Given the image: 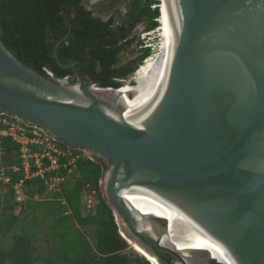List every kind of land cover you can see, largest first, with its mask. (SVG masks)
I'll return each mask as SVG.
<instances>
[{"label":"water","instance_id":"95a60500","mask_svg":"<svg viewBox=\"0 0 264 264\" xmlns=\"http://www.w3.org/2000/svg\"><path fill=\"white\" fill-rule=\"evenodd\" d=\"M166 3L171 56L152 104L123 100L132 74L100 88L55 51L75 82L54 80L0 40V114L100 164L118 234L156 264H264V0Z\"/></svg>","mask_w":264,"mask_h":264},{"label":"trees","instance_id":"16d2710c","mask_svg":"<svg viewBox=\"0 0 264 264\" xmlns=\"http://www.w3.org/2000/svg\"><path fill=\"white\" fill-rule=\"evenodd\" d=\"M152 5L151 0H133L128 19L122 25L115 26L113 17L106 21L95 17L83 6L82 0H0V40L16 59L44 77H48V71L53 74L54 80L66 78L69 83L75 82L70 69L58 66L54 58L56 51L58 61L62 64H75V68L88 83H94L100 88L117 89L121 86L120 81L127 79L138 67L122 64L120 56L134 43L131 36L133 29L142 16H146L149 29L156 26L159 11L157 8L151 9ZM148 55L149 50H144L142 59ZM20 147L11 137L0 139V167L4 165L3 173L10 178L6 184L4 216L11 210L8 203L15 200L14 187L19 181L22 180L23 190L28 196L44 197L48 191V186L39 176L24 178L19 158ZM31 149L33 152L40 151L35 146H31ZM69 159L58 157L59 168L45 173L46 178L62 179L60 192L53 197L65 200L72 221L68 222V218L56 221L62 228L61 235L69 233L67 230L74 224L80 227L95 225L98 257L91 263L83 261L81 264H131L123 254L129 244L118 234L112 211L101 196L98 184L101 165L85 158L75 162L72 168ZM43 164L48 167V159H44ZM13 166L19 168L18 172H13ZM35 170L32 167L31 172ZM83 192L96 195L98 204L94 214L82 215L80 197ZM7 216L8 220H0V232L3 229L7 232L11 227L12 215ZM63 238L60 237V240ZM60 240L58 238L59 243ZM28 250L29 241L26 238L15 241L10 249L0 247V264H31ZM79 253L83 259L80 249ZM75 261L73 264H78L80 259ZM138 264L149 263L141 259Z\"/></svg>","mask_w":264,"mask_h":264},{"label":"rangeland","instance_id":"374dc122","mask_svg":"<svg viewBox=\"0 0 264 264\" xmlns=\"http://www.w3.org/2000/svg\"><path fill=\"white\" fill-rule=\"evenodd\" d=\"M132 1L133 0H82V4L85 8H87L88 10H90L93 15L95 17H100L102 18L104 21L108 20L109 18L113 17L114 18V25L115 26H120L122 25L127 19L128 16L131 12V6H132ZM143 2H146L148 0H142ZM153 2V5L151 6V9H155L157 8L158 11L160 10V6H161V0H151ZM154 3H157L156 5H154ZM157 26V23H156ZM155 26V27H156ZM155 30V29H153ZM152 31V29H149V22L146 18V16H142L138 22V24L135 26V28L133 29L131 36L134 38V43H132V45L126 49L125 51H123L121 53V58H122V64H133L136 68H139V66L142 64V54H143V50H141L140 45L145 46L149 49H151V46L156 45L157 40L156 38L158 37L157 33L156 34H149V35H145V39H143V36L145 33ZM146 49V48H145ZM134 77V76H133ZM67 81V80H66ZM123 81V80H121ZM127 85V84H125ZM125 85H122L121 88ZM19 125H21V123H18ZM55 146H58V148L61 149H66V146L64 144H60L58 142H54ZM70 151V153L72 154V156L74 157V161H72L70 158L69 159V164L72 166H75V162L80 161L85 159V154L82 151H78V150H74V149H68ZM1 159V158H0ZM34 160V159H31ZM27 165V162H25ZM0 168H5L4 165H2ZM73 170V169H70ZM69 170V173L71 172ZM62 182V179L56 181V180H52L49 181V183L47 184L44 181V184L48 186V191L46 192V194L44 195L45 197H47V199H49V195H51L52 193H54V191H50L49 187L53 186L54 184ZM4 187V186H3ZM55 187V186H53ZM61 188V187H60ZM6 187L2 189V194L6 193L7 194V189ZM16 191L18 192V194L16 195V200L18 198L21 199V201L25 200V194H24V190L22 187V184L19 185V187H16ZM44 198V197H41ZM40 198V199H41ZM82 198H84L83 202L86 203V208L89 211H92L93 207L97 204V198L96 195L92 192H83L82 193ZM18 199V200H20ZM37 200H39V196L37 197ZM85 215V214H84ZM42 219L40 220L44 226V223L49 222L48 220V216L46 214H42ZM40 223V222H39ZM38 223V224H39ZM35 225L32 228L34 229L35 227L38 226ZM59 224H54V226L52 227V230H48V228H46V226H44V230L48 235H44L43 234V238H49L51 239L54 236H57L60 240V237H64L63 239L60 240V243L57 242L56 245L53 246V249L51 248V250H49L46 254H44V250L45 247L43 246L42 248V244L38 242V244L40 245V252L42 253L41 255H43L42 260H39L40 264H73L74 261H78V259H80L81 254L79 253V249H78V235H74L72 234V236L67 232L65 236L61 235L62 234V228H60L58 226ZM42 226V225H41ZM31 228V230H32ZM94 229H96L95 225H91V227H87V231L88 233L86 234L87 237H89L90 239L93 240V236H94ZM56 233V234H54ZM64 233V232H63ZM96 234V231H95ZM126 242V241H125ZM94 242H90V247H94ZM127 243V242H126ZM210 244H212L210 242ZM93 250V248L91 249ZM123 254L127 256V258L129 259L131 264H138L141 262V259L145 260L144 258H142L141 256H139L138 254H136L134 252V250L129 246H127L126 250L123 251ZM75 261V262H76ZM146 261V260H145Z\"/></svg>","mask_w":264,"mask_h":264},{"label":"crops","instance_id":"0c3cea01","mask_svg":"<svg viewBox=\"0 0 264 264\" xmlns=\"http://www.w3.org/2000/svg\"><path fill=\"white\" fill-rule=\"evenodd\" d=\"M61 184L62 182H59V184L56 183L53 185L55 187H49L50 191H54V193L48 196L49 199H47V197L45 196L44 198H41L39 196V200H37V195L31 197L26 195L25 192L24 201H21L20 198H18L20 200H16L15 196V200H12L8 203L11 207V210L8 211V213L6 212L5 216L3 209L5 208L7 194H2V189L6 187V184H0V220H8L9 217L7 216V214L12 215L10 220L11 227L8 229L7 232H4V229L2 232H0V247L2 249H10L15 243V241L26 238L29 241L28 255L32 259L31 264H40L39 260H42L43 258V255H41L42 253L40 252V245L42 244V248L43 246L45 247L44 254H46L49 250H51V248L53 249V246L56 245L58 242L57 236H54L51 239L43 238V234L45 236L48 235L43 229L44 226H46L48 230H52V227L54 226V224H56L57 220L59 221L68 218V222L72 221L70 210L65 200L62 197H53L55 193L57 194L60 192ZM83 199L84 198H82L81 195L80 201L82 215L85 214L84 216H88L90 214H94L95 207L98 204V201L97 204L93 207L92 211H89L87 210L86 203L83 202ZM42 214H46L49 220V222L44 223V226L40 221L42 219ZM37 224L38 226L33 229L32 227ZM87 227H91V225L86 227H80L77 224H74L69 228L71 236L72 234H74L75 236L78 235V248L84 256L83 259L80 258L78 264H81L83 261L91 263L98 257L96 253V230L94 229V236L92 240L87 237L88 235L86 236V234L88 233ZM92 241L94 242V247H92L93 250H91L92 248L90 247V242ZM38 242L41 244H38Z\"/></svg>","mask_w":264,"mask_h":264},{"label":"built area","instance_id":"2783aa9c","mask_svg":"<svg viewBox=\"0 0 264 264\" xmlns=\"http://www.w3.org/2000/svg\"><path fill=\"white\" fill-rule=\"evenodd\" d=\"M157 22V26L150 32L144 34L143 39H145V35L149 34H156L158 37L156 38L157 43L156 45L151 46V49L140 45L141 50H149V55L142 60V64H144L150 57H152L158 50V44L161 42L162 36L161 32V25L158 19L155 20ZM146 48V49H145ZM141 66H139L140 68ZM138 68V69H139ZM138 70H136L137 72ZM49 77L53 78V74L51 72L46 71ZM135 72V73H136ZM18 123H21L19 125ZM4 137H11L12 141L21 145L19 158L21 159L22 169L25 174V179L29 177H36L39 176L43 181L46 183L52 180H60L59 178H46L45 173L57 170L59 168L57 162L58 157H68L73 158L72 154L68 149H71L66 146V149L58 148L55 146L54 141L48 136H46L42 131L37 128L28 127L20 121L12 119L8 116H4L0 114V139ZM60 143V142H58ZM61 144V143H60ZM31 146H35L39 148V152H33ZM34 159V160H31ZM48 159L49 166L44 167L43 160ZM74 161V158L71 159ZM27 162V165L26 163ZM70 165V164H69ZM32 167L36 170L31 172ZM13 172H18L19 168L16 166L12 167ZM0 182L2 184H8L10 182V178L5 176L3 173V169H0ZM47 183V184H48ZM22 184V180L14 187L15 189V196L18 194L16 191V187ZM46 184V185H47ZM51 187V186H50Z\"/></svg>","mask_w":264,"mask_h":264},{"label":"bare ground","instance_id":"6f19581e","mask_svg":"<svg viewBox=\"0 0 264 264\" xmlns=\"http://www.w3.org/2000/svg\"><path fill=\"white\" fill-rule=\"evenodd\" d=\"M161 3L162 4L159 10L160 14L157 19L161 25V30L159 31L161 32L162 39L158 44V50L144 64H141V67L137 69L138 71L132 75L131 82L133 83H128L120 89V92L123 94V100H136L147 104H152L163 88L171 56V34L166 0H161ZM127 92L133 94L132 98L127 97ZM178 215L196 224L194 220L189 218L180 210H178ZM122 235L123 237H125L124 234ZM206 235L209 241L212 243V248L228 263H230L229 256L226 250L217 242H215L211 237H209L208 233H206ZM126 242L127 245L129 244L136 254H138L151 264H156L145 254L139 251L135 246H133L128 239L126 240Z\"/></svg>","mask_w":264,"mask_h":264},{"label":"clouds","instance_id":"9594fccd","mask_svg":"<svg viewBox=\"0 0 264 264\" xmlns=\"http://www.w3.org/2000/svg\"><path fill=\"white\" fill-rule=\"evenodd\" d=\"M159 14H160V13H159ZM156 23H157V22H156ZM137 69H138V68H137ZM137 69H136V70H137ZM136 70H135V72H136ZM135 72H133L132 75L135 74ZM47 75H48V74H47ZM48 77H49V75H48ZM50 78H51V77H50ZM52 79H53V78H52ZM61 80H65V81H66L67 79L65 78V79H61ZM147 262H148V261H147ZM148 263L151 264L150 262H148Z\"/></svg>","mask_w":264,"mask_h":264}]
</instances>
